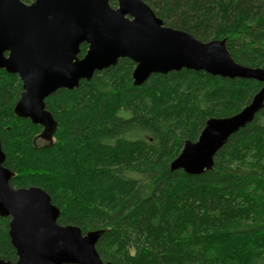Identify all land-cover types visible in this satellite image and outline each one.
I'll return each instance as SVG.
<instances>
[{
  "label": "trees",
  "instance_id": "16d2710c",
  "mask_svg": "<svg viewBox=\"0 0 264 264\" xmlns=\"http://www.w3.org/2000/svg\"><path fill=\"white\" fill-rule=\"evenodd\" d=\"M143 1L166 26L224 41L237 63L264 68V0ZM80 49L82 58L88 46ZM135 66L121 59L79 88L52 94L46 109L58 129L44 146L36 144L43 128L14 114L19 76L0 69L11 186L44 190L61 226L103 231L96 249L105 262L264 264V108L229 138L212 170H171L208 120L238 114L263 84L182 70L135 86ZM9 226L0 216V261L16 262Z\"/></svg>",
  "mask_w": 264,
  "mask_h": 264
},
{
  "label": "water",
  "instance_id": "95a60500",
  "mask_svg": "<svg viewBox=\"0 0 264 264\" xmlns=\"http://www.w3.org/2000/svg\"><path fill=\"white\" fill-rule=\"evenodd\" d=\"M0 0V69L19 76L23 92L14 108L18 118L43 128L51 141L58 123L46 100L61 89L74 90L96 72L121 59L135 63L133 84L152 75L182 70L204 71L225 79L263 84L238 114L207 121L197 142H186L171 170L195 176L210 171L229 138L250 124L264 108V68L237 63L221 40L202 42L165 25L143 0ZM87 45L84 57L81 46ZM0 140V216L10 218L9 236L17 261L0 264H113L96 247L103 231L86 234L58 224L60 209L44 190L15 189L5 167Z\"/></svg>",
  "mask_w": 264,
  "mask_h": 264
},
{
  "label": "rangeland",
  "instance_id": "374dc122",
  "mask_svg": "<svg viewBox=\"0 0 264 264\" xmlns=\"http://www.w3.org/2000/svg\"><path fill=\"white\" fill-rule=\"evenodd\" d=\"M38 146H44L48 144V141L44 140L43 138H39L36 142Z\"/></svg>",
  "mask_w": 264,
  "mask_h": 264
}]
</instances>
